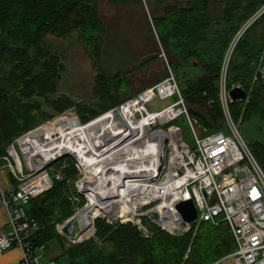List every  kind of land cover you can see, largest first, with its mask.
<instances>
[{"label": "trees", "instance_id": "trees-1", "mask_svg": "<svg viewBox=\"0 0 264 264\" xmlns=\"http://www.w3.org/2000/svg\"><path fill=\"white\" fill-rule=\"evenodd\" d=\"M148 1L163 5L171 0ZM218 1L222 5L219 14L212 11L209 0H185L186 5L163 6V16L153 18L162 45L176 54L179 66L202 70V75L187 81L182 94L189 109L202 113L214 130L221 129L223 122L218 96L225 54L240 27L264 3V0ZM257 24L262 25V30L250 35L249 31ZM103 29L93 0H0V158L7 154V147L17 137L33 129L41 118L60 114L75 106L67 97H50L56 93L62 80L63 66L61 55L46 43V38L67 37L78 32L80 38L93 48V54L99 57ZM90 34L97 35L95 43L88 39ZM263 45L264 17L236 45L228 66L229 88L240 84L249 91L254 64L259 60ZM237 54L243 61L233 60ZM179 66L173 65L174 70L178 72ZM97 80L103 103L98 111L79 107L83 123L135 95L131 94V86L129 93L122 91L126 83L119 78L110 79L101 73ZM259 93H264L261 85L248 102H231L233 118L238 120L242 116L245 120L258 116L264 120V103ZM210 100L214 103L209 104ZM250 147L264 169V142L254 141ZM65 161L67 168L63 175L66 178L56 181L50 191L32 199L26 206L28 215L43 226L34 239L36 246L48 244L52 239L61 240L55 227L57 209L60 211L59 221L69 219L75 213L68 199L70 189L66 181L76 178L78 171L74 160L69 157L59 164ZM8 178L11 186H16L10 171ZM95 218L97 237L110 243L112 251L106 254L90 241L64 249L62 256L70 258L69 264H210L237 248L234 235L225 222L218 225L202 223L182 236H174L152 226L153 236L146 239L133 222L111 226L104 219ZM61 257L55 260L59 261Z\"/></svg>", "mask_w": 264, "mask_h": 264}, {"label": "built area", "instance_id": "built-area-1", "mask_svg": "<svg viewBox=\"0 0 264 264\" xmlns=\"http://www.w3.org/2000/svg\"><path fill=\"white\" fill-rule=\"evenodd\" d=\"M263 17L264 3L240 27L225 54L218 100L229 132L222 129L201 132L189 114L177 77L169 68L162 81L116 107L119 109L128 104L135 107L133 128L125 143L128 156H118V152L117 156H110L109 163L91 161L89 165H83L73 155L79 163L80 175L71 200L74 203L82 201V209L87 207L91 200L88 191L91 190L86 181H100L101 171L106 169L107 179L100 184L97 193L109 197L106 200L109 210L98 213L95 220L107 217L117 226L133 222L146 238L152 236V226L176 236L197 229L202 223L218 225L225 222L234 235L237 248L210 264H223L227 258H233L235 264H264V169L239 132L230 110L233 102L230 91L241 85L228 87V66L236 45ZM253 83L264 89V45ZM247 94L245 103L249 100ZM156 98L171 103L150 110L148 106ZM213 103V100L209 101V104ZM182 118L191 128L192 146L184 140L182 127L176 123ZM31 133L16 140L19 152L14 142L0 158L6 161L17 183L8 189L0 183V204L9 216V232L0 234V252L19 248L22 253L20 264H65L46 258L43 247L34 244L43 226L28 215L26 206L32 199L50 191L56 181L64 179L67 164L59 163L68 158L69 153L57 157L42 156L46 151L42 146L45 141L36 138L24 144L23 149L21 140ZM188 200L195 203L198 211L194 224L184 222L177 209L180 202Z\"/></svg>", "mask_w": 264, "mask_h": 264}, {"label": "rangeland", "instance_id": "rangeland-1", "mask_svg": "<svg viewBox=\"0 0 264 264\" xmlns=\"http://www.w3.org/2000/svg\"><path fill=\"white\" fill-rule=\"evenodd\" d=\"M209 1L211 3L212 11L215 14L221 13L222 5L220 2L218 0ZM93 2L97 8L99 20L104 28V36L99 48V57H96V54H93V48L90 47L84 39L80 38L78 32H74L67 37L49 36L46 38V43L50 45L55 52H58L61 55V64L63 66L61 71L62 80L57 86L56 93L52 94L50 97L51 99L60 98L62 96L67 97L74 103L75 106L60 114H54L48 118H41L40 121L37 122V125L28 132H33L44 124L49 125L53 129L54 127H57L59 122L65 120L76 119L77 122L81 124H87L92 120H95L93 118L88 119L84 123L82 121L80 122V112L78 111V108L86 107L96 111L100 110V105L103 103V100L100 88L101 86L100 82L97 80V76L101 73L106 74L110 79L119 78L123 80L126 85L122 91L127 92L129 90V86H131L133 89V92H131L132 95H136L142 90L154 86L162 81L169 68L174 71L181 91L186 88L188 80L202 75V70L200 68L179 66V60L176 54L162 45L153 19L155 16H163V6L169 4L186 5L185 0H171L167 1L163 5L149 2L148 0H141L139 3H114L110 0H93ZM261 30L262 25L257 24L254 29L249 31V34L253 35L254 33H260ZM96 36L97 35L90 34L88 39L91 38V40H89L95 43ZM233 58L236 62L243 61V58L238 54ZM173 65L179 66L178 72L174 70ZM255 67L256 63L254 64V72ZM259 85L260 84L253 83L252 79L248 91L249 97L253 92H255V90L258 89ZM131 94L124 95L129 96ZM135 95L126 99L122 104L128 102ZM259 95L263 98L264 103V93H259ZM170 103V100H161L156 98L149 104L148 107L150 110H158ZM115 108L116 107H111L108 110L101 112L96 119ZM243 108H245V105ZM46 109L48 110V108ZM77 118H79V120ZM241 118L242 116L238 120H236V118L233 119L237 123L239 132L245 139L249 148L251 149L250 144L254 141L258 140L264 142V120L258 116H253L251 119L245 120H242ZM72 121L74 122V120ZM176 123L182 127L184 140L192 146L194 141L191 128L187 120L182 118L176 121ZM45 128L42 130L44 131ZM221 129L226 133L229 132V126L227 123H224V120L222 122ZM26 133H23L21 136ZM21 136L17 137L13 141V143L15 142L14 144L18 152L19 144L16 143V140ZM67 156L75 162V167L78 171L76 178L78 179L80 175L78 170L79 163L76 158L73 157V154H69ZM6 165V161L0 160V183L2 186H4L3 182L8 178L9 174V169ZM50 171H53V169ZM76 178H68L66 181L67 188L70 189L67 195L69 201L72 203L75 212L74 215L84 210V208L82 209V201L74 203L71 200L73 191H75L76 188ZM102 211H106V209L100 210L99 213ZM59 212V209L55 211V220H58L55 223V227L56 231L61 236V240L57 241V239H52L48 244L41 245L44 249V255L46 258L55 259L57 257H61L64 253V249L73 248L90 241H93V244L99 249L104 250L106 254L112 251L110 243L97 237V228L95 226L94 219L92 223L93 234L85 240L72 241L62 231L63 225L70 218L64 221H59ZM107 215H109V213H107ZM102 219H104L106 223L111 226H117V224L109 222L107 217ZM151 237L144 238L149 239ZM59 261L61 263L69 264L70 258L62 256Z\"/></svg>", "mask_w": 264, "mask_h": 264}, {"label": "bare ground", "instance_id": "bare-ground-1", "mask_svg": "<svg viewBox=\"0 0 264 264\" xmlns=\"http://www.w3.org/2000/svg\"><path fill=\"white\" fill-rule=\"evenodd\" d=\"M134 111L135 107L128 104L117 111L111 110L87 124H81L76 119L61 121L53 129L44 124L22 139L21 145L24 149V144H27L30 139L33 141V138H36L45 141V143L41 142L46 150L42 152V156L57 157L69 153L74 157L78 156L79 158H76L81 160L83 165H89L91 161L109 163L110 156H117L118 152V156H128L125 143L133 128ZM43 128H45L44 131ZM108 167L109 164L105 168ZM105 170L101 171L100 181L95 183L86 181V186L91 190L88 191L91 192L89 194L91 200L89 205L76 215L82 230L80 238L76 241L89 238L93 234V219L100 210H109L108 201H106L109 200V197L102 193L99 196L97 193L100 184L107 179Z\"/></svg>", "mask_w": 264, "mask_h": 264}, {"label": "water", "instance_id": "water-1", "mask_svg": "<svg viewBox=\"0 0 264 264\" xmlns=\"http://www.w3.org/2000/svg\"><path fill=\"white\" fill-rule=\"evenodd\" d=\"M230 96L233 102H240L247 99V91L242 86H236L230 91ZM117 111L118 109L115 108ZM189 114L191 115L195 124L205 131L213 130L214 126L207 120V118L200 112L189 109ZM178 211L181 213L184 222L194 224L198 217V211L195 203L192 200L180 202L177 205ZM151 216L154 218L156 215L153 213ZM62 231L65 235L72 241H76L80 238L82 230L80 221L76 215H73L64 225Z\"/></svg>", "mask_w": 264, "mask_h": 264}, {"label": "crops", "instance_id": "crops-1", "mask_svg": "<svg viewBox=\"0 0 264 264\" xmlns=\"http://www.w3.org/2000/svg\"><path fill=\"white\" fill-rule=\"evenodd\" d=\"M201 131L203 133L205 132V130L203 129H201ZM3 185L5 189L11 187L12 184L10 183L9 178L4 180ZM8 220H9L8 212L0 204V234H6L9 232ZM21 255H22L21 250L17 247H13L8 250L2 251L0 252V264H20ZM223 264H235V261L233 258H227L224 260Z\"/></svg>", "mask_w": 264, "mask_h": 264}]
</instances>
